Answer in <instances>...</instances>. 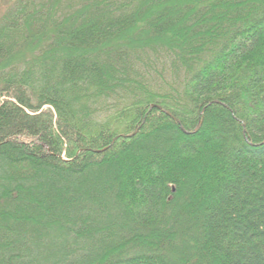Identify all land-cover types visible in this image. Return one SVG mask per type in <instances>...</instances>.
<instances>
[{
	"label": "trees",
	"instance_id": "trees-1",
	"mask_svg": "<svg viewBox=\"0 0 264 264\" xmlns=\"http://www.w3.org/2000/svg\"><path fill=\"white\" fill-rule=\"evenodd\" d=\"M0 264H264V0H0Z\"/></svg>",
	"mask_w": 264,
	"mask_h": 264
},
{
	"label": "bare ground",
	"instance_id": "bare-ground-1",
	"mask_svg": "<svg viewBox=\"0 0 264 264\" xmlns=\"http://www.w3.org/2000/svg\"><path fill=\"white\" fill-rule=\"evenodd\" d=\"M217 102L220 103V104H222V105H225V106H226V104L223 103V102H221V101H217ZM155 107L161 109L164 113H166V114L172 116L175 120H178L175 116H173V115L171 114L170 111H168L167 109L163 108V107L160 106V105L152 104V105L150 106V108H149V111H151V110H152L153 108H155ZM204 112H205V109H203L202 113H204ZM200 123L202 124V122H200ZM200 123H199V124H200ZM200 127H201V125H198V127L196 128V130H195L194 132L198 131ZM181 128H182V130L185 131L186 133H190L189 131H187V130L184 128V126H183L182 124H181ZM247 140H248V138H247Z\"/></svg>",
	"mask_w": 264,
	"mask_h": 264
},
{
	"label": "rangeland",
	"instance_id": "rangeland-1",
	"mask_svg": "<svg viewBox=\"0 0 264 264\" xmlns=\"http://www.w3.org/2000/svg\"><path fill=\"white\" fill-rule=\"evenodd\" d=\"M9 1H10V0H5V3L8 4ZM138 130H139V129H136V131H135L133 134H136V133L138 132ZM133 134L128 135V136H129V137L134 136Z\"/></svg>",
	"mask_w": 264,
	"mask_h": 264
},
{
	"label": "water",
	"instance_id": "water-1",
	"mask_svg": "<svg viewBox=\"0 0 264 264\" xmlns=\"http://www.w3.org/2000/svg\"><path fill=\"white\" fill-rule=\"evenodd\" d=\"M199 125H201V123Z\"/></svg>",
	"mask_w": 264,
	"mask_h": 264
}]
</instances>
